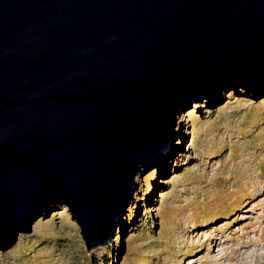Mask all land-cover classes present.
Masks as SVG:
<instances>
[{
  "label": "water",
  "instance_id": "95a60500",
  "mask_svg": "<svg viewBox=\"0 0 264 264\" xmlns=\"http://www.w3.org/2000/svg\"><path fill=\"white\" fill-rule=\"evenodd\" d=\"M238 87H264V0H0V248L56 205L111 242L180 104Z\"/></svg>",
  "mask_w": 264,
  "mask_h": 264
},
{
  "label": "rangeland",
  "instance_id": "374dc122",
  "mask_svg": "<svg viewBox=\"0 0 264 264\" xmlns=\"http://www.w3.org/2000/svg\"><path fill=\"white\" fill-rule=\"evenodd\" d=\"M173 126L170 156L135 176L111 242L87 249L56 205L0 264H264V87L189 101Z\"/></svg>",
  "mask_w": 264,
  "mask_h": 264
},
{
  "label": "bare ground",
  "instance_id": "6f19581e",
  "mask_svg": "<svg viewBox=\"0 0 264 264\" xmlns=\"http://www.w3.org/2000/svg\"><path fill=\"white\" fill-rule=\"evenodd\" d=\"M259 88H260V87H259ZM259 88H258V89H259ZM258 89H256V90H258ZM256 90H255V91H256ZM217 93H218V92H217ZM217 93L214 94V95H217ZM214 95H213V96H214ZM187 102H189V101H187ZM187 102H183V103H181L180 105L185 104V103H187ZM178 109H181V107L178 108ZM178 109H177V110H178ZM173 120H174V119H173ZM172 122H173V121H172ZM174 134H175V133H174ZM175 135H176V134H175ZM175 139H176V137H175ZM174 142H175V140L172 142V145H173ZM176 145H177V142H176ZM142 169H143V168H139L140 171H141ZM127 206H128V204H127ZM127 206H126V207H127ZM126 207H125V208H126ZM116 223H117V222H116ZM116 223H115V224H116ZM99 246H101V245H99Z\"/></svg>",
  "mask_w": 264,
  "mask_h": 264
}]
</instances>
